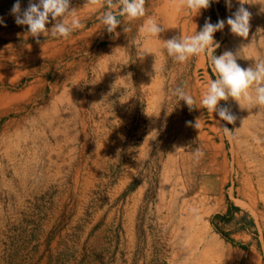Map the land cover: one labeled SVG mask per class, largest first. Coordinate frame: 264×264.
Returning a JSON list of instances; mask_svg holds the SVG:
<instances>
[{
    "label": "rangeland",
    "instance_id": "obj_1",
    "mask_svg": "<svg viewBox=\"0 0 264 264\" xmlns=\"http://www.w3.org/2000/svg\"><path fill=\"white\" fill-rule=\"evenodd\" d=\"M173 1L167 39L243 6L256 56L239 49L237 63L264 60V0H211L196 26ZM16 2L0 0V264H189L210 237L222 251L200 264H264V106L220 101L237 118L228 124L200 106L216 78L205 55L180 63L163 45L145 51L125 17L110 34L100 20L107 8L87 0H71L82 29L37 43L17 25ZM19 2L22 14L30 0ZM229 32L225 23L214 33L215 55L238 50ZM53 44L61 58L46 51Z\"/></svg>",
    "mask_w": 264,
    "mask_h": 264
},
{
    "label": "clouds",
    "instance_id": "obj_2",
    "mask_svg": "<svg viewBox=\"0 0 264 264\" xmlns=\"http://www.w3.org/2000/svg\"><path fill=\"white\" fill-rule=\"evenodd\" d=\"M191 12L197 14L201 9H208L211 0H179ZM230 8L232 0H225ZM146 0H87L88 7L107 8L100 17L101 23L106 27L108 33H116V29L122 23L117 16L125 17L127 20H137L147 15L145 7ZM113 9L117 11H113ZM12 13L15 16L17 25H26L29 34L40 43L39 37H63L68 38L76 29H82L84 25L79 18V10L71 7V0H39L38 3L32 2L21 14L19 0L13 5ZM51 17V20L49 19ZM252 13L241 6L237 11L227 18L212 24L205 22L202 30L192 35H182L161 40L160 34L165 30L154 18L148 17L141 26V31L162 44L169 56L180 63L187 62L193 56L205 55L208 62L216 73V78L208 84L207 91L200 100V106L207 109L209 113H216L220 120L228 124H234L236 116L229 108L221 107L220 101H228L229 98L241 103H247L250 107L259 105L264 106V60L255 63L254 67H242L237 63L240 58L239 52L233 53L226 50L223 54L215 55L216 49L220 47L214 40V33L224 28L225 23L230 26L231 32L236 36L247 39L250 31V20ZM55 21L49 29V23ZM0 23H3L0 19ZM245 49V48H244ZM147 53V52H146ZM129 74L128 77H130ZM125 77L123 79H127ZM121 79V80H123ZM174 95L178 100H182L191 110L196 105V100L192 95L185 92L183 87H177ZM196 121L194 127L199 128L200 124ZM192 126L191 122H188ZM224 134L231 137L233 131L227 127H220ZM175 153L185 150L183 147L174 146ZM171 155V154H170ZM204 153L200 148L193 150V156L199 160Z\"/></svg>",
    "mask_w": 264,
    "mask_h": 264
},
{
    "label": "bare ground",
    "instance_id": "obj_3",
    "mask_svg": "<svg viewBox=\"0 0 264 264\" xmlns=\"http://www.w3.org/2000/svg\"><path fill=\"white\" fill-rule=\"evenodd\" d=\"M262 2H264V1H262ZM175 3V1H173L172 0V2H171V0H148L147 2H146V5H145V7H146V9H147V15H146V17H144V18H140V19H137V20H133L132 22L131 21H129V20H126V22H130L131 24H132V27H136L138 30L137 31H139L140 32V34L141 35H143L144 37H145V40H146V45L144 46V47H146L145 48V51H146V49H148L149 47H150V45H154V47H157V46H161L162 44H160L159 42H157V41H155L153 38H151L150 36H148L146 33H144V32H142L140 29H141V26L143 25V23H144V20L145 19H147L148 17H150L151 15H155V17H154V19L159 23V24H161V26H163L164 27V31L160 34V39L161 40H167V35H168V32L170 31V30H172L173 28H174V26L172 25V23H171V21H172V12L175 10H173V8L174 7H177L176 6V4H174ZM263 5V4H262ZM184 13V12H183ZM200 15H201V13H200V11L197 13V14H195L194 13V17H195V20H194V26H196L197 25V23H198V20L200 19L201 20V17H200ZM174 18V17H173ZM200 20H199V22H200ZM252 21H253V19H252ZM250 22H251V20H250ZM184 23V22H183ZM184 25V24H183ZM166 31V32H165ZM230 33V32H229ZM230 36H231V40H230V42L232 43V44H234L235 46H236V49H238L236 52H239V49L241 50H244L245 51V53H246V56H247V58L248 59H254L255 58V54H256V51L252 48V41H251V37L250 36H248V38H247V40H245V38H242V37H239V36H236L235 34H233V33H230ZM222 38V37H221ZM230 39V38H229ZM128 40V39H127ZM245 40V41H244ZM260 40H262V39H260ZM64 42H66V41H64ZM47 44V43H46ZM45 44V45H46ZM62 45H64V44H62ZM259 45H261V44H259ZM64 48V47H63ZM245 48V49H244ZM260 49L261 48H259V51H260ZM264 49V48H263ZM46 51H48V53L52 56V57H55V58H61L62 57V53H63V49H61L59 46H54V44L53 45H50L49 47H47L46 48ZM145 51H144V53H145ZM233 52H235V51H233ZM235 52V53H236ZM258 52V51H257ZM262 52V51H261ZM263 53H264V50H263ZM239 54H240V52H239ZM260 54V53H259ZM245 60H247V59H245ZM252 61V60H251ZM249 63H250V61H249ZM245 64V63H244ZM250 66H252L251 64H250ZM254 67V66H253ZM247 68V67H246ZM8 93V92H7ZM243 104V105H242ZM238 105V104H237ZM240 106V105H239ZM241 106L244 108V110L245 111H247L248 110V108H249V105L247 104V103H241ZM241 106L239 107V111H240V109H241ZM238 107V106H237ZM252 107V106H251ZM255 109V108H254ZM253 109V110H254ZM241 113V112H240ZM239 113V114H240ZM247 113V112H246ZM253 114V113H252ZM241 115V114H240ZM242 115H243V117L245 118V117H247V116H245V115H247V114H245V113H242ZM255 117V116H254ZM253 119V118H252ZM243 120V119H242ZM246 123H247V121H246ZM242 125H244V124H242ZM248 126H251V125H249L248 124ZM248 126H247V129H248ZM241 127V129L240 130H244L242 133H244L245 132V127L244 126H240ZM251 132V131H250ZM258 134V133H257ZM248 136H251V134L250 135H247V137ZM253 137V136H252ZM244 140V139H243ZM256 140V139H255ZM254 140V141H255ZM248 141V140H247ZM251 141V140H250ZM244 142V141H243ZM242 142V143H243ZM254 143V142H253ZM257 144V143H256ZM246 145H248V144H246ZM244 146V145H243ZM244 151V150H243ZM246 152V151H245ZM249 153V152H248ZM247 156V155H246ZM250 158V157H249ZM254 161V160H253ZM252 161V162H253ZM205 233L204 234H207L206 233V230L204 231ZM204 236V235H203ZM212 237H210V239H208V241H207V244L205 245V251L203 252V256L201 255L200 256V260H204L205 259V257H209V256H211V255H213V256H216L217 257V255L219 254L220 255V253H219V249L222 251V248H221V245H220V243L218 244L217 243V240H215V239H211ZM191 254H194V251L193 252H191ZM196 257V256H195ZM190 259V258H189ZM195 259V258H194ZM200 260L199 261H196L197 262V264H200ZM196 262L194 263H192V262H190L191 264H196ZM189 263V264H190Z\"/></svg>",
    "mask_w": 264,
    "mask_h": 264
}]
</instances>
